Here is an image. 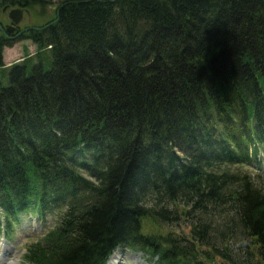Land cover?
Here are the masks:
<instances>
[{
  "label": "trees",
  "instance_id": "16d2710c",
  "mask_svg": "<svg viewBox=\"0 0 264 264\" xmlns=\"http://www.w3.org/2000/svg\"><path fill=\"white\" fill-rule=\"evenodd\" d=\"M61 5L46 27L0 31V69L24 39L52 55L48 70L25 55L0 74V234L22 214L54 219L28 264H106L125 249L148 264H264V187L238 168L262 162L264 0Z\"/></svg>",
  "mask_w": 264,
  "mask_h": 264
},
{
  "label": "rangeland",
  "instance_id": "374dc122",
  "mask_svg": "<svg viewBox=\"0 0 264 264\" xmlns=\"http://www.w3.org/2000/svg\"><path fill=\"white\" fill-rule=\"evenodd\" d=\"M62 0H49L45 6H35L30 9H26L23 12V19L18 25V28H39L41 26L47 25L49 22L53 21L56 17V11L53 8L59 6ZM0 25L5 29L11 26L10 21L7 17V11L3 12L0 10ZM37 52V47L30 40H21L15 42L11 47H5L3 50V62L5 67H9L15 63H22L25 55L31 57L27 63L29 69L36 63H40L45 70L52 67V55L50 51H43V54L38 58L35 57ZM37 61V62H36ZM0 69V74L8 73V70ZM3 83L7 84L8 80L3 79ZM253 146L252 144L249 147ZM260 161H262L258 166L255 162H252L245 167L241 168L243 171H247L252 176L258 175L262 183L260 186L264 187V149L259 150ZM262 173L263 176L260 174ZM260 174V175H259ZM86 176V175H85ZM258 184V181H257ZM20 221L18 225L14 228V231L7 240L0 235V264H28L25 262V249L31 244L39 239L43 233L53 226V218L47 217L44 220H40L34 215H20ZM189 224V223H186ZM183 223L162 225L159 227L154 226L149 221L142 222V231L144 233H154L167 235L169 233L175 235L188 236L190 227ZM5 246L6 248H4ZM203 250L204 248L201 247ZM123 256L122 264H148L142 253L133 251L130 249L118 250ZM117 251V252H118ZM215 262L219 263V259L215 257ZM215 262L207 261L205 264H215ZM108 263V262H107ZM106 263V264H107Z\"/></svg>",
  "mask_w": 264,
  "mask_h": 264
},
{
  "label": "water",
  "instance_id": "95a60500",
  "mask_svg": "<svg viewBox=\"0 0 264 264\" xmlns=\"http://www.w3.org/2000/svg\"><path fill=\"white\" fill-rule=\"evenodd\" d=\"M114 1V0H113ZM64 5H61V6H56V8H53L52 9H55L56 11V17H55V21H58V14H59V11L60 9L63 7ZM2 11L3 12H6L7 11V17L10 21V24L11 26L9 27H6L5 29H7L8 31L10 32H13L16 28V26H18L20 24V22L22 21L23 19V12L24 10L23 9H20V8H16V9H8L7 7H4L2 8ZM46 27V26H45ZM1 25H0V31L4 33V30H5ZM28 29H40V28H24L22 30H20L16 37L19 36L20 34H22L23 32L27 31Z\"/></svg>",
  "mask_w": 264,
  "mask_h": 264
},
{
  "label": "bare ground",
  "instance_id": "6f19581e",
  "mask_svg": "<svg viewBox=\"0 0 264 264\" xmlns=\"http://www.w3.org/2000/svg\"><path fill=\"white\" fill-rule=\"evenodd\" d=\"M123 256H121L120 251L113 254L108 264H122Z\"/></svg>",
  "mask_w": 264,
  "mask_h": 264
},
{
  "label": "flooded vegetation",
  "instance_id": "af4514ba",
  "mask_svg": "<svg viewBox=\"0 0 264 264\" xmlns=\"http://www.w3.org/2000/svg\"><path fill=\"white\" fill-rule=\"evenodd\" d=\"M15 28H16V29H15L13 32H11V33H15L16 31H20V30H22V29L18 28V26H16Z\"/></svg>",
  "mask_w": 264,
  "mask_h": 264
},
{
  "label": "clouds",
  "instance_id": "9594fccd",
  "mask_svg": "<svg viewBox=\"0 0 264 264\" xmlns=\"http://www.w3.org/2000/svg\"><path fill=\"white\" fill-rule=\"evenodd\" d=\"M9 264H12V262L10 261Z\"/></svg>",
  "mask_w": 264,
  "mask_h": 264
}]
</instances>
